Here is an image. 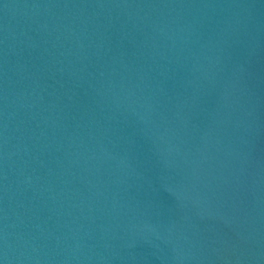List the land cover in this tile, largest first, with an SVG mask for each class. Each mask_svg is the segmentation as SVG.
Here are the masks:
<instances>
[{"label":"water","instance_id":"water-1","mask_svg":"<svg viewBox=\"0 0 264 264\" xmlns=\"http://www.w3.org/2000/svg\"><path fill=\"white\" fill-rule=\"evenodd\" d=\"M0 264H264V0H0Z\"/></svg>","mask_w":264,"mask_h":264}]
</instances>
